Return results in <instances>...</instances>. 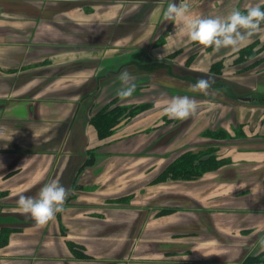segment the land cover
Wrapping results in <instances>:
<instances>
[{"label":"crops","instance_id":"obj_1","mask_svg":"<svg viewBox=\"0 0 264 264\" xmlns=\"http://www.w3.org/2000/svg\"><path fill=\"white\" fill-rule=\"evenodd\" d=\"M96 1L0 0V264H243L264 238V175L253 174L264 168L263 148L223 147V156L231 162L221 169L197 179L147 180L125 206H113L110 199L117 197L121 185L133 182L121 169L129 159L121 156L157 154L155 149L163 154L166 145H188L191 136L205 129L229 130L243 114L236 118L228 108L204 110L197 105L194 116L169 119L164 108L173 97L182 96L177 85L156 98L147 89L143 103L154 102L153 106L123 120L112 137L99 140L91 124L82 128L81 115H91L96 102L102 101L97 97L90 114H81V101L92 100L94 79H88L133 63L127 57L137 46L146 54L164 21L163 10L180 0L146 1L152 7L123 33L116 23L146 4ZM233 4L249 7L263 5L264 0H233ZM67 25L71 29L65 30ZM101 32L106 42L85 41ZM257 36L264 39V31ZM202 57L194 63L196 70L202 69ZM137 62L142 70H150L143 66L145 60ZM170 71L173 79L181 80L173 65ZM250 83L245 86L264 92V77ZM255 120L259 122L254 128L245 126L248 139L264 138V113ZM60 130L62 136L50 142ZM166 131L173 133L170 139L165 138ZM62 142L74 158L27 150L40 143L47 149L59 148ZM97 145L96 160L82 168L87 157L81 155V147ZM165 159L144 157L143 164L150 165L146 177L158 171ZM248 167L253 173L246 171ZM53 180L69 191L67 200L74 193L78 201L66 204L63 213L38 229L34 220L15 211L19 195L34 197ZM170 203L171 210L160 211ZM69 241L82 244L89 256H74Z\"/></svg>","mask_w":264,"mask_h":264},{"label":"rangeland","instance_id":"obj_2","mask_svg":"<svg viewBox=\"0 0 264 264\" xmlns=\"http://www.w3.org/2000/svg\"><path fill=\"white\" fill-rule=\"evenodd\" d=\"M84 1V0H82ZM96 1V0H95ZM143 1V4H146V1L148 0H141ZM190 1V0H188ZM97 2V1H96ZM145 2V3H144ZM193 2V1H192ZM194 0L193 3H189L191 12L197 16V17H202V18H214V17H226L233 9H244L247 7H237L233 4V0ZM181 1H179L178 4H180ZM142 4V5H143ZM233 5V7H231ZM147 10H149L152 5L151 4H146L143 5ZM261 7V10H264V4L259 5ZM139 8V7H138ZM26 9V8H25ZM164 11V10H163ZM133 14V13H132ZM122 18V17H121ZM126 18V17H124ZM123 18V19H124ZM117 23H120L118 21ZM116 23V24H117ZM111 24V23H109ZM109 24H105L106 26L110 27ZM104 25V24H103ZM104 25V26H105ZM103 26V27H104ZM107 27V28H108ZM106 28V29H107ZM71 29V26H68L65 28V30ZM82 29V27H81ZM105 29V30H106ZM109 29V28H108ZM103 30V28H102ZM108 31V30H107ZM176 27L174 23L171 21H163L158 34H156L155 38L151 41L150 45L151 47L145 51H147L146 54H142V49L138 48V44L136 43H131V45L137 46V51H135L132 55H129L127 59L131 58L134 59L133 63L137 64L138 60H145L146 62L144 63L143 66H147L146 68L150 69L148 70H141L139 68V71L133 75H137L135 77V83L137 85L136 91L134 92L133 96L130 98H127L125 100H121L117 95V90L120 88V82L118 79H114L111 82H108L106 84H101L100 88L96 93L94 94L95 96L93 97V100L89 102L82 103L81 105V114L82 113H88L90 114L92 106L96 102V98L99 97L102 101L96 102L97 107L92 111L91 115L89 116H84L81 115V126H86L87 124H91L97 131V128L90 122V118L93 117V115L97 114L99 111H101L103 108L107 107L108 105H111V107L115 106H123V107H131L134 108L135 106L141 105L145 98V94H147V89H149V93L151 94L150 97L156 98V96H159L160 94L164 95V91L168 88L171 87H178L177 89H181L182 91H177L179 94L182 96H188L192 99H194L200 109L204 110H221L222 108H228L232 113H234L235 117L237 118V115L243 114V119H239L238 122H234V124H231V127L229 130H225L223 128H216V129H205L203 130L199 136L197 134L193 135L188 139V145H183L180 147H174L175 145L169 146L166 145L165 148V153H161L158 150H154L157 154H151V155H142V154H129L127 156H121L122 159L128 158L129 160L124 161L121 165V169H124L123 173H128V178L132 177L133 182L128 181L127 183H123L121 188L119 189V192L117 194V197L114 199H110L111 202L113 203V206L117 207H123L125 204H127L130 201V198L142 191L143 186L145 185V182L147 180H150V182H159V181H164V180H158L160 178V175L163 171V169L167 166V164L177 158L180 154V152H184L185 148L189 147L188 152H200L199 155H203L205 153H211L213 150L209 149L208 147H198V146H204L205 144H213L214 148H216L218 151L216 154L223 156L222 154V148L230 147V151L235 149L236 147L238 148H243V149H264V138L261 137H255L248 139V136L244 130L245 126L248 125L250 128H254L255 125L259 122V120H255V116L257 115H262L264 113V92L259 91L254 88H250L248 86H245L247 82H251L250 84L254 83V80L257 79L258 81L260 78L264 77V39H261L257 35H254L244 46H242L239 50H232L231 48H222L220 51H213L209 52L206 55L205 52L209 49L213 48H204L203 46L191 42L186 34H182L179 32H175ZM88 33V32H87ZM104 32L101 33H96L92 36H89L90 39L85 38V41L88 43L91 41L92 44H98L97 42H106V36L103 34ZM114 33V32H113ZM112 33V34H113ZM107 35V34H106ZM76 39V38H75ZM156 39V40H155ZM77 40V39H76ZM64 41L68 42L69 44H77L75 40L71 39H65ZM84 40H81L83 42ZM155 42V43H154ZM252 44V45H251ZM251 45L250 47V52L251 54L254 53V49L258 50L259 52L257 53L255 57L253 56L252 58H244L239 61H235L237 57L240 56L241 54V49L245 48L247 46ZM166 49L167 51V56L164 60H158L157 55L163 51V49ZM181 49V50H180ZM227 49V50H226ZM178 54L177 51H179ZM223 57L221 58L223 61V72L220 76H212V79L214 81L212 88L209 90L208 95H204L198 91L194 92L191 90L190 86L195 84L197 80L200 77L201 74L207 73L204 70L205 66H208L209 68L210 64L215 60L219 59L222 55L224 54ZM192 57H191V56ZM204 55V56H203ZM74 56V55H73ZM104 56V54L102 55ZM203 56V57H202ZM148 57V58H147ZM191 57V58H190ZM199 64H201L202 69L196 70L195 68L197 65H194L196 63V60L199 59ZM250 57V56H249ZM142 58V59H141ZM190 58V59H189ZM126 59V60H127ZM187 59H189L187 61ZM220 59V60H221ZM248 59V60H247ZM77 60V59H76ZM125 60V61H126ZM132 61V60H131ZM218 61V60H217ZM256 61V62H255ZM72 62V61H71ZM85 62L86 61H81ZM89 62V61H87ZM213 62V63H214ZM253 62L254 64V69L251 70L249 69V65H251ZM212 63V64H213ZM72 64V63H70ZM113 64V63H112ZM172 65L175 68L176 71L180 72L177 73V75H180V79H173V76H170V69H172ZM69 66V65H68ZM163 66L166 68L165 69ZM63 68L66 66H62ZM141 67V65H139ZM162 68V70H161ZM98 70V69H97ZM103 71H99L96 75H93L90 77L88 80L91 78L95 79L97 78L98 75ZM103 74V73H101ZM185 78V80L183 78ZM170 78V81L167 79ZM173 79V80H172ZM162 81V82H159ZM101 83V82H100ZM149 83V84H147ZM145 84V85H144ZM178 85V86H177ZM106 88L103 89V87ZM264 86V85H263ZM85 89H88V86L83 87ZM83 88H81L82 93H83ZM166 88V89H165ZM84 97V95H82ZM250 97L249 100H247V97ZM83 98L81 97V100ZM152 103V106L154 102H149ZM151 106V107H152ZM150 108V107H149ZM147 110V109H146ZM145 111V110H144ZM143 112V111H142ZM142 112H139L135 116L127 119H132L137 116H139ZM83 123V121H85ZM125 120V119H123ZM122 120V121H123ZM69 121L73 122V119H70ZM121 121V122H122ZM120 122V123H121ZM83 123V124H82ZM119 123V124H120ZM118 124V125H119ZM71 125V124H70ZM116 126L111 133L106 136L112 137L115 130L119 127ZM211 127H214L211 125ZM215 128V127H214ZM84 130V129H83ZM213 131L215 132L216 137H206L205 132L206 131ZM251 133V132H249ZM98 135V131H97ZM156 135V134H155ZM155 135L152 136L156 137ZM173 133L170 131H166L165 138H171ZM259 135V134H256ZM62 136L61 130L60 134H56L52 138H50V142L57 140ZM247 136V137H245ZM59 137V138H57ZM249 137H254V136H249ZM106 138H100L98 135L99 140H104ZM83 140V139H82ZM49 142V143H50ZM85 143V142H84ZM47 144V143H46ZM83 144V141H82ZM234 145V146H233ZM84 146V144H83ZM100 145L90 147L83 149L81 147V155H85V157L88 158L90 155L95 156V160L97 157V154H99L100 150ZM217 146V147H215ZM174 147V148H173ZM234 147V148H231ZM30 149H27L28 152H44L45 153H50L53 152L55 157L62 158L66 154H70V157L74 158L75 155H72L71 152L67 151V145L62 142V144L59 146H53L50 147L51 149H47V146L45 144H38L36 146L29 147ZM49 148V147H48ZM212 148V147H211ZM237 148V149H238ZM185 153V152H184ZM31 155V154H30ZM157 155V156H154ZM149 156L150 158H158L164 156L166 159L162 162L163 165H161L158 168V171H156L154 174H152L150 177H146L145 174L147 172L145 171V168L147 166L150 167L148 164H143L142 161H147L143 160L144 157ZM49 157V155H48ZM101 158V157H99ZM203 158H206L204 156ZM94 160V161H95ZM151 160V159H150ZM93 161V162H94ZM86 164L81 165L82 168L90 166L93 164ZM40 169H43V167H39ZM57 168H55L56 171ZM132 169V170H131ZM246 171L252 170V167L245 168ZM128 170V171H127ZM151 171L153 170V166L151 165ZM149 170V171H150ZM254 170L251 172L253 173ZM14 173V171H12ZM56 173V172H55ZM130 173V174H129ZM250 174V173H248ZM256 174L258 176H263L264 175V168L257 170ZM133 175V176H132ZM144 175V176H142ZM146 177V178H145ZM171 179V178H170ZM182 179H187V178H182ZM192 179V178H191ZM133 187V189H131ZM70 198L66 200V204H71L72 201L76 202L78 201V196L74 195V193H71ZM187 203L186 201L183 200L182 204ZM166 209L171 210V203L169 206H166L165 208L161 209L160 211H166ZM66 229V227H65ZM64 231V230H63ZM254 255L259 256V260L264 259V252L260 251V248L257 249L256 253ZM136 264H141V263H136ZM258 264V263H257ZM259 264H264L262 262H259Z\"/></svg>","mask_w":264,"mask_h":264},{"label":"clouds","instance_id":"obj_3","mask_svg":"<svg viewBox=\"0 0 264 264\" xmlns=\"http://www.w3.org/2000/svg\"><path fill=\"white\" fill-rule=\"evenodd\" d=\"M165 21H171L176 27L175 32L186 34L188 39L204 48H213L220 51L222 48L239 50L254 35L264 29V11L259 5L249 6L244 11L233 9L226 17L202 18L195 16L190 9L188 0H182L180 4L171 3L162 13ZM167 51L164 48L157 55L158 60H164ZM117 79L120 88L116 95L125 100L133 96L137 85L135 78L127 71L119 73ZM213 79L200 78L190 86L191 90L204 95L209 94L213 86ZM197 103L188 96L173 97L164 108V114L169 119L185 120L197 113ZM244 186L241 185L240 188ZM69 191L57 181L53 180L45 184L36 196L19 195L18 207L15 211L35 221L36 228L46 226L54 220L57 213L65 211V203ZM260 251L264 252V238L258 241Z\"/></svg>","mask_w":264,"mask_h":264},{"label":"trees","instance_id":"obj_4","mask_svg":"<svg viewBox=\"0 0 264 264\" xmlns=\"http://www.w3.org/2000/svg\"><path fill=\"white\" fill-rule=\"evenodd\" d=\"M182 2V0H180ZM246 8L241 9V11H244ZM264 11V10H262ZM143 14L140 15V17ZM132 18V16L130 17ZM129 19V18H128ZM142 18H139L138 20H134L133 23H130L128 25L127 19H125L122 23H117V31L119 33H123L126 30H129V28H132L137 25L138 22H140ZM156 40V39H155ZM155 43V42H154ZM252 45V44H251ZM251 45L242 48L241 49V54L239 57L235 59V61L242 60L244 58H252L253 56L255 57L258 55L257 53L259 52L258 50H253L254 53L251 54L250 52V47ZM181 50V49H180ZM177 51L176 54H178ZM250 56V57H249ZM192 57V56H191ZM190 57V58H191ZM189 58V59H190ZM187 59V61L189 60ZM247 59V60H248ZM256 62V61H255ZM253 62L251 65H249V69L253 70L254 64ZM223 61L218 60L214 62L209 71L207 73L201 74V78H208L212 76H220L223 72ZM139 65L135 63H126L122 64L116 69L112 70H107L103 72V74H100L97 76V78L94 81V86L92 87L91 91L89 94L90 97L95 96L94 94L96 91L99 90L100 85L106 84L114 79H117L118 75L120 72L123 70H127L130 74H135L139 71ZM141 69V68H140ZM142 70V69H141ZM200 79V78H199ZM101 82V83H100ZM249 97V96H248ZM84 101H81V105H83ZM152 106V103L146 102L142 103L141 105L135 106L134 108L131 107H123V106H115L111 107V105H108L107 107L103 108L101 111H99L97 114L93 115L92 118H90V122L97 128L98 135L100 138H106L111 131L123 120L127 118H131L138 114L139 112H142L149 107ZM215 132L212 130L206 131L205 135L206 137H216ZM198 147H210L209 149H212L213 151L211 153H205L203 155H199L200 152H190L186 153L189 149V147L185 148L184 152H180L179 156L175 158L174 160L170 161L167 166L163 169L160 178L158 180H166V179H182V178H187V179H197L202 177L204 174L209 173V172H215L225 165L229 164L231 161L229 158L225 156H220L216 154L218 151L216 148H214L213 144H205L204 146H198ZM212 147V148H211ZM217 147V146H215ZM218 148V147H217ZM206 156V158H203ZM95 160V156L92 154L88 156L86 159L85 163L90 164ZM6 232V230H5ZM69 246L72 251V254L76 257H81V258H86L89 256V254L86 252L85 247L82 244L76 243L74 241H69ZM259 262L264 263V259L259 260L258 255H250L243 264H259Z\"/></svg>","mask_w":264,"mask_h":264},{"label":"bare ground","instance_id":"obj_5","mask_svg":"<svg viewBox=\"0 0 264 264\" xmlns=\"http://www.w3.org/2000/svg\"><path fill=\"white\" fill-rule=\"evenodd\" d=\"M146 13H147V9H146L144 6L141 7V8H139V9H137V10H135V11L133 12V14L131 15L132 18H130L131 16H129V17L126 18L127 21H128V22H127L128 25H130V23H133L134 20H138L139 18H143V17H140V15L143 14L142 16H145ZM128 18H129V19H128ZM131 30H132V28H129V30H126L125 32H129V31H131Z\"/></svg>","mask_w":264,"mask_h":264},{"label":"water","instance_id":"obj_6","mask_svg":"<svg viewBox=\"0 0 264 264\" xmlns=\"http://www.w3.org/2000/svg\"><path fill=\"white\" fill-rule=\"evenodd\" d=\"M246 99H247V100H249V99H250V97H247Z\"/></svg>","mask_w":264,"mask_h":264}]
</instances>
